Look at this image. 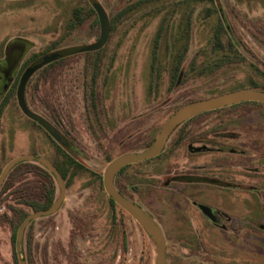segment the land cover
<instances>
[{
    "label": "rangeland",
    "instance_id": "obj_1",
    "mask_svg": "<svg viewBox=\"0 0 264 264\" xmlns=\"http://www.w3.org/2000/svg\"><path fill=\"white\" fill-rule=\"evenodd\" d=\"M98 1L107 14L113 17L127 3L140 0ZM167 1L168 6L172 3H181V5L175 6L179 13L176 18L169 19L165 34L158 35L163 14L155 15L151 12L161 8V1L137 9L113 29L108 43L102 49L100 56L102 62L95 66L98 73L96 78L98 92L94 102L96 113H93V117L95 121L96 117L99 120L96 125V129L100 132L97 140L101 144L106 142L109 145L105 150L110 157L116 158L144 148L166 120L184 104L236 90L252 89L250 84L252 76L257 82L264 81V75L259 72L252 73L250 63L253 60L256 63L257 59L255 56H248L242 45L233 58L232 67L225 69L223 67L222 70L219 68L213 74H204V76L203 73L200 74L202 49H204L206 66L213 65L219 58L224 59V53L212 52L216 16L212 15L205 20L204 5L192 4L193 0H188L189 6L182 4L184 0ZM225 1L233 5L238 14L264 19L262 18L264 5L248 7L245 1L234 3V1L222 0L224 6H226ZM78 7L87 9L89 3L87 0H0V55L7 50L13 52L12 50H16V46L20 43L31 47L28 54L30 56L44 55L55 50L94 42L98 34L91 29L93 19H86L75 30L69 31L73 11ZM185 7L193 9V25L190 30L191 39L182 41V37L177 39V35L180 36L178 28L181 24L177 18L184 13ZM230 17L233 18L232 15ZM177 40L179 42L175 44ZM186 43H188V51L183 65L187 75L184 74L183 69L180 70L177 74L178 81H175L172 89L174 72L170 71L169 64L176 63L175 51L181 50L183 48L181 44ZM156 44H158V62L152 71V55ZM239 54L245 56L237 58ZM87 55V53L75 54L58 62L49 83L42 86L36 96L30 86L27 101L30 108L38 115L51 119L49 113L52 110L55 116L64 119L72 135L71 139L85 151L83 155L85 165L94 172L102 174L106 167L103 154L97 147L93 149V153H89V139L95 142V137L91 138L89 135L82 85L86 77L87 80H91L93 72L90 68L93 69L94 64L87 61ZM171 55H174V59L170 58ZM239 59L245 60L240 62ZM260 67L264 69L263 66ZM105 79L106 83L103 87L102 83ZM216 114L225 117L237 115L221 130L229 131L232 136L240 135L242 142L235 144L236 150L231 157L222 153L201 152L202 160H213L210 163L213 169H204L202 172L210 175L224 168L225 165L219 166L218 162L227 157L225 159L229 160L226 164L229 175H233L236 182H253L254 209H264V164L260 162L261 158L264 159V106L242 104ZM30 154L54 160L56 159L55 142L47 132L35 127L16 106L12 109L8 108L0 122V169L7 161ZM168 169L169 167H159L157 170L142 169V172L148 175L156 172L158 181L155 190L150 191V188H146L147 190L143 191L142 202L163 227L169 240L173 236H186L188 233H180L175 229V226L180 225L174 221L169 209L172 205L169 189L164 187L165 174L170 172ZM40 181L37 176L26 174L17 180L14 187L28 185V191L33 193L41 190L43 184ZM95 181H98L97 176H93L90 172L81 173L67 191L68 201L58 220L56 217L51 222L44 223L43 221L46 220L44 219L34 223L32 231L37 246L34 252L37 264H154V246L143 229H139L133 221L127 219L123 247L122 240L120 244L118 243L122 233L118 228L110 229L106 224L111 219L110 208L103 206L101 202L91 213V218L98 221L96 225L103 228L100 229L101 233H95L99 238L89 242V247L94 246L90 250V257H88L86 241L82 239V234L86 232L83 223H78L73 229L65 226L64 223L68 221L69 215L75 214L71 211L80 209L81 215L80 205L88 195H96L95 200L104 196V191L97 187ZM176 186L180 187L178 184ZM208 186H211L213 191L209 192L202 202L211 206L217 204L224 209L225 207L222 206L228 205L227 199L221 192L224 190L215 185ZM230 193L237 199L234 200L232 207L236 209L238 206L242 210L241 205L246 204L247 194L237 187L232 188ZM2 197L0 199V264H12V229L3 215H10L9 205L18 204L14 198L16 195L7 192ZM258 197L262 198L261 206L257 201ZM247 203L251 202L248 200ZM99 209L103 210L101 214L97 212ZM25 210L30 211L28 207ZM80 219L84 220L82 215ZM263 221L260 220L262 224ZM74 234L77 241L73 242L74 248L70 249L72 243L68 244V242ZM263 236L261 237L264 238ZM225 237H228L227 234H220L214 230L203 234L205 250L209 253H219V250L225 246ZM255 240L252 248H246L244 242H239L238 245L242 248L237 252V256L252 260L254 264H264V244L261 239L255 238ZM58 241L63 244V248L58 249L59 243L55 246ZM221 252L222 262L230 264V251L228 253L227 250L225 252L221 250ZM167 264H195V262L170 250Z\"/></svg>",
    "mask_w": 264,
    "mask_h": 264
},
{
    "label": "flooded vegetation",
    "instance_id": "obj_2",
    "mask_svg": "<svg viewBox=\"0 0 264 264\" xmlns=\"http://www.w3.org/2000/svg\"><path fill=\"white\" fill-rule=\"evenodd\" d=\"M156 1L157 2L161 1L160 3L161 8L156 11L153 10V12L155 15L163 14L160 27L162 26L163 22H165L164 27L161 31L162 34H165V29H166L169 19L176 18L179 13L178 10L175 8V6L181 5V3H172L170 6H168L167 0H154V2L152 3H155ZM230 1H234V3H237L239 1H245L248 7H252L257 4L264 5V0H230ZM132 3H135V2H132ZM152 3H146L137 9L145 8ZM225 3H226V6H224V3H222V0H214V2H205L204 0H200L199 2L192 3V4H197V5H204V8H203L204 14L207 9L213 8L214 12L212 15L216 16L217 22H216V27L213 33L212 52L224 53V59L219 58L218 61L215 62L213 65L206 66L205 58H204V49H202L201 72L199 73L200 74L203 73V76H204V74L205 75L213 74L214 71L219 70V68L220 70H222L223 67H224L223 69H225L226 67H232L234 63L233 58H235V54L238 53V48L240 47V45H242L244 49L247 51L248 56L249 55L250 57L255 56L257 59L256 63L254 60L252 61V63H250L252 73L254 74L255 72L257 74V72H259L262 75H264V69L260 67V66H263L264 68V19H260L258 17L254 19L252 17H248L245 14L244 15L240 13L238 14L236 10L234 9L233 5H230V3L227 1H225ZM129 4L131 3H127L126 5H129ZM182 4H184V6H189L190 3L188 1L187 2L183 1ZM89 5L91 6L90 3ZM164 7L167 9H165ZM173 8H175V11H173ZM164 9L165 11H167L166 14H164L165 13ZM185 9H187V11L185 12L189 13L188 8L185 7ZM230 15H232L233 18L230 17ZM164 16H166V19L164 18ZM229 17L231 19H229ZM111 18L112 17L109 16L110 35L113 31ZM192 19L193 18H191L190 20L191 25H193ZM206 19L207 18H205V20ZM177 21L181 23L178 28V31H180V36L177 35V39L179 37H182V41H185L186 40L185 35H186V30L188 29L187 26H188L189 20L182 18V14H181V17H178ZM98 22H99V19H98ZM116 27L117 26H115V28ZM91 29L96 32V30L93 29L92 27ZM159 31H160V28H159ZM173 32H174V29H173ZM97 34H98L97 38L94 42H96L100 36V23H99V33ZM110 35H109V38H110ZM178 42H179L178 40L175 41V44H178ZM187 44L188 43H186L185 45L181 44L183 48L181 50L175 51L176 63L169 64V61L167 62L171 68L170 70L171 72H174V73L177 72L178 74V72L183 69L185 72L184 74L187 75L185 71V67L183 65L187 51H188ZM105 45L99 50L91 51V52H83V53H87V54L96 53L94 56L92 55L91 56L94 58L96 57L101 58L100 57L101 52H102V49L105 47ZM157 47H158V44L155 45V50L153 51V55H152V64H151L152 71L154 69L155 64L158 62ZM184 48L186 49L184 50ZM12 51L13 52L10 53L7 50V51H4L2 55H0V111L3 109L4 111L3 117H4L8 108L12 109L13 106H16L18 110L26 118H28L22 112L19 106V103H18L17 91H18V86L20 82L18 83L17 90H16V99L15 100L11 99L6 104L5 102L7 100L8 94L10 93L20 73L23 74V72L29 66V65L26 66L27 61H29L32 57H34V54L30 56L28 55L31 51V47L24 43H20L19 45L16 46V50H12ZM78 54H81V53H78ZM181 55H184L183 56L184 60L178 68L176 67V65L178 63V57ZM91 56H89V58ZM239 56L243 57L245 55L242 56L239 54L237 58H239ZM170 58L174 59V55H171ZM62 60L64 59L58 60L56 62L58 63ZM242 60L244 61L245 59H241L240 62H243ZM88 62L91 63V60H89ZM256 64L258 65L260 64V65L258 66ZM55 67H54V71H55ZM90 69L93 72L91 75V80L90 81L87 80L88 78L86 77V79H84L85 82L82 85V90L84 94L85 114L87 115V120H88V125H89V135L91 136V138H93V136L95 137L94 139L95 142L89 139L90 140L89 141V153H93V149L94 148L96 149L97 147V149H99L101 153L103 154V158L106 161V167H107V165L112 160H114L115 157H110L108 151L105 150L106 148L109 147V145H107L106 142L105 144L103 143L101 144L97 140V136H99L100 132L96 129V125L97 123H99V120L96 117V121H95V118L93 117V113H96V104L94 103L96 97H93L92 95H93L94 89H96L98 92V88H97L98 84L97 82H93L92 80L98 77V73L96 71L94 72V68L93 69L90 68ZM36 73L32 76L31 78L32 81L30 82L29 80L26 86V89H25V102L28 108L34 113L36 112L30 108L28 101H27L28 90L30 86H32L31 87L32 92L36 96L40 92L41 87L49 83V81L38 83L36 79L40 78L41 76L38 75L37 77ZM34 77H35V80H34ZM172 79L173 80H172L171 87L173 89L175 81H178V76L177 75L172 76ZM104 83H106V79L102 83L103 87H104ZM254 83H262V82H257V80H255L252 76V78H250L251 86ZM49 114L51 115V119H48L42 115L40 116L46 119L47 121H49L51 125H53L62 134V136L66 140L65 141L66 144L62 145L61 143L57 142L56 140L52 138L53 141L55 142L56 158L60 157L59 154L63 150L67 154H69L72 158H74L77 164L79 163L82 166H84L85 170L80 172V174L85 173V172H90L93 176L100 175V173L94 172V170H91L85 165L84 160H83L84 159L83 155L85 154V151L81 149L74 140L71 139L72 135L70 133V130L67 129V125L64 123V119H59V117L55 116L52 113V110H51V113ZM196 117L192 118L193 120L190 119L186 121L185 122L186 126L184 128L176 130L171 135L164 151L159 156L155 158H151L149 160L138 162L135 164H129L123 167L116 175L114 179V185L119 193H121L124 197L131 200L134 204L142 208L161 227L164 233L165 239L167 241L166 264L168 262L170 250L176 251L180 256H182L183 258L192 260L193 262H195V264H200V263L201 264H224L222 262L223 258L221 257L222 255L221 250H224V252L226 250L227 252L230 251V258H229L230 264H254L252 260L242 258L241 256H237V252L242 248V247L240 248L238 244L239 242H244V244L246 245V248H252L254 241H256L255 238L261 239L262 243L264 244V238L261 237L264 235V224L260 222V220H264V209H259V210L254 209L253 201H254L255 196L252 197V192L253 190H255V188H254L253 182L252 183L251 182L243 183V182H238V181L236 182L235 177L233 175H229L228 168H226L227 167L226 164L229 162V160L225 158L233 156L234 150H236L235 144L237 142L241 143L242 137L240 135L232 136L233 134H229L230 133L229 131H225V130L222 131L223 130L222 128L224 127V125H226V123L233 121L234 118L237 117V115L225 117L223 115H218V114H200ZM35 127L37 126L35 125ZM42 130L44 129L42 128ZM158 133L155 135L154 138L151 137V139L145 144L144 148H147L156 140ZM231 133L233 132L231 131ZM144 148L136 150V152ZM203 151H207L210 154H221L222 153L226 155L227 157H224L223 158L224 160L221 159L218 162L219 166L225 165V167L219 169L217 172H214L213 170L212 172L214 173H211L210 175L204 174L202 172L204 169H208V170L213 169L212 165H210V163H212L213 160L211 161L202 160L200 157V153ZM46 158L49 159L53 163V159L48 158V157ZM8 162L9 161H7V163ZM260 162H263L264 164V159L261 158ZM24 163H36V162H23V164ZM159 167L160 168L169 167L168 171L170 170V172L165 174L166 177L164 179L165 180L164 187L169 189V192H168L170 196L169 199L172 202V205H171L172 207L170 206L169 209H171V212L174 216V221L180 225V226H175V229L178 230L180 233H184V234L188 233L186 236H173L171 239L168 240L163 230V227L156 220L155 216H153V214L149 212V210L145 207L144 203L142 202L143 191L147 190L146 188H150V191L155 190L157 188V182H158L156 172L155 173L151 172L148 175L147 173L142 172V169L149 168L150 170H157ZM3 168L4 167H2V169ZM104 171L101 174V183L99 180L95 181L97 182L96 184L97 187H99L102 191H104V196L103 197L97 196L98 199L95 200L96 195H88L87 198L84 199L83 203L80 205L81 215L83 216L84 220L80 219V216H81L79 212L80 209L78 210L75 209L71 211V212H75V214L73 215L71 213V215H69V218L67 219L68 221L64 223L65 226L70 227L71 229H73V227L76 228L78 223L79 224L83 223V228L86 229V232L82 234V239H85L84 242L86 241V244L88 246V257L91 256L90 250L94 248V246L89 247V242L93 241V239H98L99 237L95 233H101L100 229L103 228V227H100V225L97 226L96 223L98 221L96 222L94 219L91 218L92 211L95 210V207L100 202L101 204H103V206L105 207L108 206L110 208L111 219L110 221L106 222V224H108L110 229L118 228L119 229L118 231L122 233V236H120L118 243L120 244V241L122 240L123 247L125 245L126 237L124 235V232H125V225H126L127 219L133 221L139 227V229H142V227L132 218V216H130L115 201L112 202L113 199L106 193L104 186H103ZM183 177H200V178H207L209 180L208 181H205V180L196 181V180L182 179ZM63 179L66 185V195H65V199L60 209L52 215L40 217L36 220H33L28 225L25 231L23 251L26 250V257H27L28 247L31 248L33 254L36 250L35 247H37L36 241L34 239L35 234L32 231L34 223L36 221H42L44 219H46L45 221H43L44 223L51 222V221H54L56 217L58 220V218L62 214V210L65 207L66 202L68 201L67 191L69 190L70 186L72 185L76 177L75 179L69 180V181L66 180L65 178ZM176 184H178L180 187H177ZM207 184L213 185V186L215 185L216 187L224 190L221 192H223L222 195L224 196L225 199H227V203H228V205L225 204L224 206H222V207H225L224 209L221 208V206H218L217 204L211 206V205L204 204L202 202V199L206 197L209 192L213 191L211 190V186H208ZM56 185L59 191L56 196V200H57L59 193H60L57 181H56ZM13 187L14 185L11 186L8 192L11 193L12 195H16V193H14L15 187L14 188ZM235 187H237L239 190H243V192L247 194L246 204L241 205V207L243 208L242 210H240V208L237 205H235L237 206L236 209L232 207L234 205L233 203L234 200L236 201L237 199L234 198V195L230 193V190ZM248 195L251 198L248 197ZM2 196L0 197V199L3 198ZM258 198L259 200L257 201L259 205L261 206L262 198L261 197H258ZM248 200L251 202L250 204L247 203ZM28 208L32 210L30 207ZM9 209H10L9 211L10 215H7L9 219L6 221V223L11 227L10 221L13 218L14 214L10 208V205H9ZM46 209H43V210H46ZM97 212L101 214L103 210L99 209V211ZM109 222H110V225H109ZM210 230H214L215 232H218L224 235L227 234L228 236V237H225L226 238L224 240L225 246L224 248L219 250V253H209L205 250V241L203 239V234L209 232ZM76 241H77V237H76V234H74L71 236V240L68 242V244L72 243L70 245L71 246L70 249L74 248L73 242H76ZM11 243H12V234H11ZM16 244H17V241H16ZM56 245H58V249L63 248V244L59 241L55 243V246ZM15 250L17 254L16 246H15ZM23 251L21 253V256H22V259L25 261V264H27V261L23 258ZM12 258H13V255H12ZM35 258L36 257L34 255V259ZM17 259H18V254H17ZM205 260L207 262H205ZM13 262L12 264H14ZM17 264H18V260H17Z\"/></svg>",
    "mask_w": 264,
    "mask_h": 264
},
{
    "label": "water",
    "instance_id": "obj_3",
    "mask_svg": "<svg viewBox=\"0 0 264 264\" xmlns=\"http://www.w3.org/2000/svg\"><path fill=\"white\" fill-rule=\"evenodd\" d=\"M91 6L94 8L100 23V36L99 39L91 44L81 45L76 47H69L64 49L55 50L44 54L32 62L27 69L23 72L20 83L18 86L17 97L18 103L22 112L31 120L38 123L54 140L66 144L65 138L62 134L53 126L49 121L41 117L40 115L32 112L26 102H25V89L32 78V76L43 67L56 62L58 60L64 59L68 56H72L78 53L91 52L101 49L108 41L110 35V20L105 8L101 5L98 0H88ZM246 102H257L264 104V91L255 89H242L236 90L229 93L221 94L218 96L210 97L207 99L196 100L187 103L180 108H178L164 123L160 129L156 140L147 148L137 151L127 153L118 156L112 160L106 167L103 175V186L106 193L115 201L121 208H123L132 218L142 227L154 246V264H166L167 260V241L165 239L164 233L157 222L147 214L142 208L134 204L131 200L124 197L118 192L114 185V179L118 172L125 166L129 164H135L151 158L159 156L165 149L167 142L174 131L186 121L207 112L224 109L226 107H231L240 103ZM23 162H36L42 165L49 173H51L56 179L59 186V196L57 200L52 204V206L46 210H40L32 212L29 214L24 221L21 223L17 236H16V248L18 254V264H25L22 259L21 253L24 247V234L28 225L40 217H45L57 212L66 195V185L65 181L58 171V169L53 165V163L41 155L30 154L20 157H16L9 161L0 173V189L7 178L11 170ZM182 179L188 180H205L207 178L200 177H183Z\"/></svg>",
    "mask_w": 264,
    "mask_h": 264
},
{
    "label": "trees",
    "instance_id": "obj_4",
    "mask_svg": "<svg viewBox=\"0 0 264 264\" xmlns=\"http://www.w3.org/2000/svg\"><path fill=\"white\" fill-rule=\"evenodd\" d=\"M184 1L187 2L188 0H184ZM193 1L199 2L200 0H193ZM204 1L205 2H214V0H204ZM152 2H154V0H140L139 2H135V3H131L129 5H126L123 9L118 11L117 14L111 18L112 29H114L115 26H118L125 18L130 16L137 8H139L140 6H142L146 3H152ZM188 2H190V1H188ZM188 10H189V13H186L185 11H187V9H185L184 13L182 14V18L189 20L188 26H187L188 29L186 30V35H185L187 40L191 39L190 30L192 28V25H191L190 20L193 17V9L188 8ZM173 11H175V8H173ZM151 12H153V10H151ZM213 12H214L213 8L207 9L205 14H204V17L205 18L210 17L213 14ZM164 18L166 19V16H164ZM86 19H93L94 20V22L92 24V28L95 29L97 33H99L98 17H97L95 10L90 5H89V8H87V9L84 7H78L76 9H74L72 21L70 22V26H69V31L75 30V28H77L82 23H84V21ZM164 24H165V22H163L162 26L160 27L159 36L162 34L161 31L164 27ZM186 48H184V50ZM95 54L96 53H94V54L88 53V55H87L88 56L87 59L91 60V63L95 64L94 68H95V66H97L99 63L102 62L101 58L92 57ZM42 55L43 54L34 55V57H32L29 61H27L26 66L30 65V63L34 62L37 58H39ZM89 56H91V57L89 58ZM183 56L184 55H181L178 57V63L176 65V67L179 68L180 64L183 62V60H184ZM92 59H94V60H92ZM154 59H155V57H154ZM56 64H57V62H53V63L45 66L42 70H39L36 74H37V77H38V75L41 77L37 78L36 81L38 83L49 81L50 77L52 76V73L54 71V67L56 66ZM95 71H96V68L94 69V72ZM21 75H22V73H20L19 77L15 81L10 93L7 96V100H6L5 104L8 103L11 99H14V100L16 99V90H17L18 83L20 82ZM175 75H177V72L174 73V76ZM31 81H32V79H30V82ZM92 81L96 82V78L93 79ZM251 88L255 89V90L264 91V81L262 83H254L251 86ZM96 95H97V90L94 89L92 96L96 97ZM5 104H4V106H5ZM242 104H247V105L252 104V105L264 106V104L257 103V102H246V103H241V104L234 105L231 107H226L224 109H219V110L207 112L204 114L220 113L221 111L232 109V108L238 107ZM3 113H4V111L2 109L0 111V122H1V119L3 117ZM31 122H33V124L36 125L38 128L42 129L36 122H34V121H31ZM185 124L186 123L181 124L176 130L184 128L186 126ZM49 137L52 139L51 136H49ZM59 156L60 157L53 160V164L59 170V172L61 173L63 178H65L66 180L69 181V180L75 179V177H77L80 174V172L85 170L84 166H82L79 163L77 164L75 159L72 158L65 151L62 150L60 152ZM1 170H2V168L0 169V172H1ZM26 174H33V175L37 176L38 180L39 181L41 180L40 182L43 184V186H42L40 191L33 192V193H30L28 191V185H26L27 187L21 185V186L15 187V189H14V193H16V197H14V198L18 204V206L10 205V208L14 214L13 218L10 221L11 227H12V246H13V260H14L13 263L14 264H17V260H18L16 250H15V246H16L17 230H18L20 224L23 222V220L31 212H36V211L43 210V209L50 207L53 204V202L56 200L57 191H58V189H57L58 187L56 185V181H55L54 177L45 168H43L41 165H39L37 163H24V164L22 163L20 165L15 166L12 169V171L10 172L9 176L7 177L5 183L2 186V189L0 191V197L2 195L6 194L8 192V190L11 188V186H13L19 178L23 177ZM97 179L101 183V174L97 176ZM112 202H114V201H112ZM26 207H30L32 210L26 211L25 210ZM3 217L5 218V221H7L9 219V217L7 215H3ZM1 219H2V217H1ZM27 250H28L27 251V257H26V250L23 251V258L27 261V264H37L38 261L34 259V254L31 250V248L28 247Z\"/></svg>",
    "mask_w": 264,
    "mask_h": 264
}]
</instances>
